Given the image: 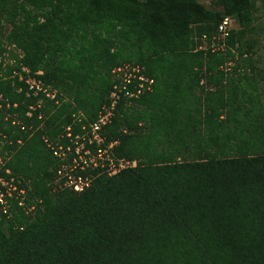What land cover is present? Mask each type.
<instances>
[{
    "label": "trees",
    "instance_id": "16d2710c",
    "mask_svg": "<svg viewBox=\"0 0 264 264\" xmlns=\"http://www.w3.org/2000/svg\"><path fill=\"white\" fill-rule=\"evenodd\" d=\"M217 3L222 13L197 0H0V55L21 52L61 99L28 117L40 98L12 67L0 81L27 127L7 163L26 207L0 217V264H264V75L251 39L264 0ZM227 16L236 29L213 48ZM123 64L155 82L104 132L137 167L83 193L54 191L59 162L44 138L56 141L77 111L96 121Z\"/></svg>",
    "mask_w": 264,
    "mask_h": 264
},
{
    "label": "built area",
    "instance_id": "2783aa9c",
    "mask_svg": "<svg viewBox=\"0 0 264 264\" xmlns=\"http://www.w3.org/2000/svg\"><path fill=\"white\" fill-rule=\"evenodd\" d=\"M234 29H236L235 19L230 16L225 17L218 27V36L213 38L212 47L215 48V42L219 39L226 40ZM202 39L205 40L206 37L204 36ZM17 52L19 58H22L21 52ZM8 67L14 68L10 78L27 86L29 95L40 98L36 106L29 107L28 117H32L33 112L37 108H41L44 100L54 102L56 105L60 104L61 99L58 98V91L38 77L43 74L42 72L32 76L23 63L17 66L16 61L6 54L0 55V81L8 79L6 77ZM112 75L114 86L109 103L101 109L96 121L89 122L81 111H77L72 115V124L64 128L63 133L56 141L44 138L45 144L59 162L53 182L54 191L68 189L75 193H83L91 188L99 176L112 177L123 170L137 167L136 161L119 158L115 154L114 147L117 142L109 143L104 132L105 128L112 123L122 103L131 105L133 100L147 92H152L155 82L146 75L144 68L130 64L114 68ZM22 90L23 87L20 86L18 91ZM11 107L12 105L0 90V111L5 113L4 121L11 120L12 135H15L16 132L21 133L17 140L13 141L0 130V173H3L0 175V217L4 215L8 218L12 216V207L15 202L19 207H26L24 180L14 177L11 170L7 168V163L15 150L24 145L23 135L27 132V127L19 113L13 115L8 113ZM13 107L17 108L18 106L14 105ZM38 118L39 120L43 119V115H39ZM75 126L79 127L77 133L73 129ZM29 130H32V127Z\"/></svg>",
    "mask_w": 264,
    "mask_h": 264
},
{
    "label": "rangeland",
    "instance_id": "374dc122",
    "mask_svg": "<svg viewBox=\"0 0 264 264\" xmlns=\"http://www.w3.org/2000/svg\"><path fill=\"white\" fill-rule=\"evenodd\" d=\"M217 1L218 0H197V2L202 4L206 9L215 13L216 12L222 13L223 8L218 6ZM256 18L257 20L254 21L253 23V32L251 34V39L257 40L258 46L253 52V57L256 62V66L259 67L260 69H264V12L261 7L259 11L256 13ZM220 44H221L220 42L216 41L214 45L215 48H220ZM11 52H13V54ZM4 54H6V56H8L9 58L10 56L13 57L14 55L15 56L14 58L17 61V65L20 64L19 60L16 58V57L19 58V54L16 50L8 51Z\"/></svg>",
    "mask_w": 264,
    "mask_h": 264
},
{
    "label": "crops",
    "instance_id": "0c3cea01",
    "mask_svg": "<svg viewBox=\"0 0 264 264\" xmlns=\"http://www.w3.org/2000/svg\"><path fill=\"white\" fill-rule=\"evenodd\" d=\"M259 71L262 72V74L264 75V69H258ZM256 81L258 83H260L262 86H264V79L260 78V77H257Z\"/></svg>",
    "mask_w": 264,
    "mask_h": 264
}]
</instances>
